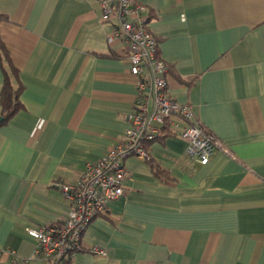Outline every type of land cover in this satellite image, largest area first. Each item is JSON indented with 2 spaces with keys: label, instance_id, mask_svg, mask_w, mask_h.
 <instances>
[{
  "label": "crops",
  "instance_id": "1",
  "mask_svg": "<svg viewBox=\"0 0 264 264\" xmlns=\"http://www.w3.org/2000/svg\"><path fill=\"white\" fill-rule=\"evenodd\" d=\"M114 1V0H112ZM168 92L233 151L202 164L179 135L154 142L169 171L126 158L125 192L82 234L73 264H264V0H139ZM99 0H0V35L24 107L0 124V264H47L29 227L62 221L63 183L124 139L137 76ZM4 72L0 63V92Z\"/></svg>",
  "mask_w": 264,
  "mask_h": 264
},
{
  "label": "built area",
  "instance_id": "2",
  "mask_svg": "<svg viewBox=\"0 0 264 264\" xmlns=\"http://www.w3.org/2000/svg\"><path fill=\"white\" fill-rule=\"evenodd\" d=\"M101 19L112 26L108 42L125 43L131 72L137 76L136 108L129 115L130 125L124 139L106 150L98 159L88 161L79 178L63 183L70 210L62 221L29 227L37 239L35 253L47 264H73L75 254L84 247L82 234L109 203L125 192L126 158L136 155L143 160L152 157L151 146L168 125L174 134L188 142V158L206 164L217 151L234 156L226 143L196 116L189 104L179 103L168 92L169 66L158 55V41L150 29L146 7L139 0H99ZM88 249L103 253L93 245ZM1 256V250H0ZM27 261L18 255L15 263Z\"/></svg>",
  "mask_w": 264,
  "mask_h": 264
},
{
  "label": "trees",
  "instance_id": "3",
  "mask_svg": "<svg viewBox=\"0 0 264 264\" xmlns=\"http://www.w3.org/2000/svg\"><path fill=\"white\" fill-rule=\"evenodd\" d=\"M6 18V15L0 13V22ZM0 63L4 72L3 84L0 92V114L4 117L0 124L8 122L19 110L24 107L21 95L24 89V83L20 78V70L12 63L9 51L0 35ZM175 135L167 125L164 133L157 139L164 143L166 138ZM150 163L154 175L160 179H170L169 171L164 168L154 157L147 159ZM90 250L82 247L79 251ZM20 264H27L22 261Z\"/></svg>",
  "mask_w": 264,
  "mask_h": 264
},
{
  "label": "water",
  "instance_id": "4",
  "mask_svg": "<svg viewBox=\"0 0 264 264\" xmlns=\"http://www.w3.org/2000/svg\"><path fill=\"white\" fill-rule=\"evenodd\" d=\"M3 118H4V117L0 114V122L3 120Z\"/></svg>",
  "mask_w": 264,
  "mask_h": 264
}]
</instances>
